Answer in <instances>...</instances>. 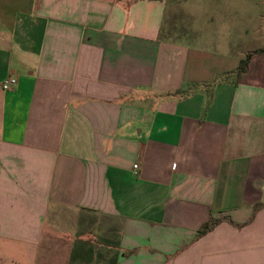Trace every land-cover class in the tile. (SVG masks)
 <instances>
[{
	"label": "crops",
	"instance_id": "obj_1",
	"mask_svg": "<svg viewBox=\"0 0 264 264\" xmlns=\"http://www.w3.org/2000/svg\"><path fill=\"white\" fill-rule=\"evenodd\" d=\"M252 18L264 0H0V264H264Z\"/></svg>",
	"mask_w": 264,
	"mask_h": 264
},
{
	"label": "rangeland",
	"instance_id": "obj_2",
	"mask_svg": "<svg viewBox=\"0 0 264 264\" xmlns=\"http://www.w3.org/2000/svg\"><path fill=\"white\" fill-rule=\"evenodd\" d=\"M182 6L181 8H179L180 11V16L177 19V29L179 32H184L187 30H190V25L191 22H189L187 19V17L185 18L182 12ZM236 8H234L235 10ZM239 6L238 9H236V11H239ZM246 10V9H243ZM251 12L254 14H257V12ZM247 15L246 13H244V15H242L241 17ZM250 15V14H249ZM252 16V15H250ZM251 18V17H250ZM221 29L219 28L218 25H216V27H209L205 29L204 33L201 32L202 34H204V36H208L210 35V33H218L220 32ZM262 34H264V20L261 19H254L252 18V20L248 21L246 20L245 22H241L240 20L238 21H234V44H239V49H242L243 47H252L253 46V42L257 41L259 38H261ZM208 38H211L210 36ZM238 42V43H236Z\"/></svg>",
	"mask_w": 264,
	"mask_h": 264
},
{
	"label": "built area",
	"instance_id": "obj_3",
	"mask_svg": "<svg viewBox=\"0 0 264 264\" xmlns=\"http://www.w3.org/2000/svg\"><path fill=\"white\" fill-rule=\"evenodd\" d=\"M16 85V80H13V79H10V80H7L4 85H3V89L4 90H10L12 87H14ZM139 169V165L138 164H135L134 165V170H135V173L138 171Z\"/></svg>",
	"mask_w": 264,
	"mask_h": 264
},
{
	"label": "trees",
	"instance_id": "obj_4",
	"mask_svg": "<svg viewBox=\"0 0 264 264\" xmlns=\"http://www.w3.org/2000/svg\"><path fill=\"white\" fill-rule=\"evenodd\" d=\"M249 60H250V56H247L246 59L242 60L241 64H240V67L238 69V73L241 75V74H244L246 71H247V68H248V64H249Z\"/></svg>",
	"mask_w": 264,
	"mask_h": 264
}]
</instances>
